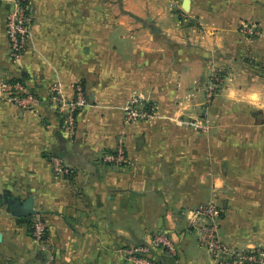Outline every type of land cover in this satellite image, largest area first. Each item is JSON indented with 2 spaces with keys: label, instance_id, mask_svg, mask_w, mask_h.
<instances>
[{
  "label": "crops",
  "instance_id": "0c3cea01",
  "mask_svg": "<svg viewBox=\"0 0 264 264\" xmlns=\"http://www.w3.org/2000/svg\"><path fill=\"white\" fill-rule=\"evenodd\" d=\"M10 9L0 0V81L23 77L39 103L0 98V264H134L127 252L157 231L177 253L153 249L156 263L215 264L189 220L206 202L222 211L226 245L264 250V0H30L17 63ZM241 22L261 36L241 34ZM76 83L86 103L69 138L48 93L57 84L70 100ZM132 97L153 103L154 117L124 123ZM205 111V132L188 126ZM119 140L127 163L104 162ZM49 155L71 174L55 178ZM30 197L45 251L20 206Z\"/></svg>",
  "mask_w": 264,
  "mask_h": 264
},
{
  "label": "built area",
  "instance_id": "2783aa9c",
  "mask_svg": "<svg viewBox=\"0 0 264 264\" xmlns=\"http://www.w3.org/2000/svg\"><path fill=\"white\" fill-rule=\"evenodd\" d=\"M11 9L6 15L5 28L9 43L10 57L13 62L20 61L28 44L30 35V0H10ZM241 34L251 38H258L262 31L253 23L241 22L238 28ZM219 75H214L207 84V101L218 92L221 85ZM74 95L70 100L65 99L57 84L49 88L48 98L55 110L63 116L62 128L72 138L75 132L76 117L80 109L85 106L86 100L82 86L76 83L73 87ZM0 98L4 101L16 104L22 109L36 111L39 97L32 94L22 84L10 81H0ZM156 114L153 103L140 97H132L124 107V123L130 124L136 121H148ZM207 111L197 120L188 123L194 130L205 132L209 119ZM183 124V122H180ZM102 159L106 163L122 165L127 163L125 146L121 140L115 149L105 152ZM52 175L55 178L68 177L71 168L65 160L57 155H49ZM190 223L195 230L198 244L206 249L215 264H264V250L252 248L237 250L226 245L220 238L219 231L222 222V211L213 202L201 203L191 210ZM31 237L40 251L46 249V225L41 212L36 211L32 217ZM161 249L170 257L176 256L177 249L174 242L163 232L152 234L150 243L131 248L127 252V258L134 264H159L149 258L153 249Z\"/></svg>",
  "mask_w": 264,
  "mask_h": 264
},
{
  "label": "water",
  "instance_id": "95a60500",
  "mask_svg": "<svg viewBox=\"0 0 264 264\" xmlns=\"http://www.w3.org/2000/svg\"><path fill=\"white\" fill-rule=\"evenodd\" d=\"M20 206H22L23 210L26 211L27 214L33 215L35 213L32 203V198H28L24 203H22Z\"/></svg>",
  "mask_w": 264,
  "mask_h": 264
},
{
  "label": "trees",
  "instance_id": "16d2710c",
  "mask_svg": "<svg viewBox=\"0 0 264 264\" xmlns=\"http://www.w3.org/2000/svg\"><path fill=\"white\" fill-rule=\"evenodd\" d=\"M14 81L22 84L24 87L27 88V84H26L25 80L23 79V77L16 78Z\"/></svg>",
  "mask_w": 264,
  "mask_h": 264
},
{
  "label": "rangeland",
  "instance_id": "374dc122",
  "mask_svg": "<svg viewBox=\"0 0 264 264\" xmlns=\"http://www.w3.org/2000/svg\"><path fill=\"white\" fill-rule=\"evenodd\" d=\"M207 88V87H206Z\"/></svg>",
  "mask_w": 264,
  "mask_h": 264
}]
</instances>
